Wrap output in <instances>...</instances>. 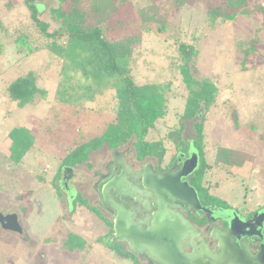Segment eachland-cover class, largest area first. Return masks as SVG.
I'll list each match as a JSON object with an SVG mask.
<instances>
[{
    "label": "rangeland",
    "instance_id": "374dc122",
    "mask_svg": "<svg viewBox=\"0 0 264 264\" xmlns=\"http://www.w3.org/2000/svg\"><path fill=\"white\" fill-rule=\"evenodd\" d=\"M226 1L175 6L167 0H127L102 27L110 40L141 38L130 72L137 84H159L164 91L166 114L146 136L163 143V161L175 155L182 141L188 149L197 148L194 122L204 116L207 169L197 182L204 180L209 195L228 205L253 209L264 206V0H244L233 19L212 21L209 11L214 7L233 12ZM42 2L41 18L49 22L50 31L59 28L50 12L57 1ZM150 5H156V19L140 12ZM0 21V214H17L23 229L16 232L0 224V264H136L103 244L108 227L85 205L71 200L69 209L76 194L94 205L91 174L108 156L107 146L75 167L77 175L67 187L62 178L55 179L58 171L63 175L62 163L71 149L100 135L115 120V88L99 90L81 70H71L64 56L67 36L43 34L25 0H0ZM251 43L254 51L246 54ZM181 44L194 47V75L211 78L219 89L210 109L193 119L183 116L188 88L181 74ZM28 73L40 90L21 105L10 97L8 86ZM14 127L29 129L34 138L21 156L12 149ZM220 147L233 149L242 163H216ZM201 163L200 157L198 167ZM55 183L62 185L61 196ZM72 233L84 239L82 247H66Z\"/></svg>",
    "mask_w": 264,
    "mask_h": 264
},
{
    "label": "trees",
    "instance_id": "16d2710c",
    "mask_svg": "<svg viewBox=\"0 0 264 264\" xmlns=\"http://www.w3.org/2000/svg\"><path fill=\"white\" fill-rule=\"evenodd\" d=\"M42 1L25 0L30 16L40 31L52 38L66 35L68 41L64 56L68 59L70 69L81 70L89 80H92L99 87V90L108 86L115 88L118 98L115 120L111 121L100 135L94 136L71 149L65 156L62 166H77L87 161L92 151L98 150L104 145L116 148L130 139H133L139 158L153 156L161 160L166 152L165 146L161 141H147L146 136L157 119L166 114L167 106L164 91L159 84H137L130 72L133 50L135 45L140 43L141 38L138 35H133L110 40L104 34L102 27L103 20L127 0H56L57 5L51 7L50 12L54 19L60 22V26L53 31H50L49 22L41 18V9L38 5L44 7ZM167 1L175 6H182L195 0ZM226 2L233 9V12L226 11L224 7H214L209 11L212 21L217 18L233 19L236 10L244 0H227ZM140 12L144 18L156 19L158 16L156 5H150L149 8L142 9ZM179 49L183 58L181 74L188 88L183 116L186 119H193L198 117L201 112H207L210 109L216 101L219 89L211 78L202 77L198 79L194 75L196 72L194 47L181 44ZM1 50L2 44L0 42V52ZM245 50L246 54L254 51V44L251 43ZM39 90L32 73L16 78L8 86L10 97L21 105L31 102ZM203 125L204 116L194 122L196 136L193 140L202 159L200 167L194 174L195 181L198 177L203 176L207 168L202 144L204 139ZM10 136L13 139L12 149L20 151L19 153L14 152L20 156L29 149L34 141L32 133L25 127H14L10 131ZM178 146L183 147L184 151L187 150L185 141H182ZM242 160L243 157L237 155L233 149L220 147L217 151L216 163L218 164L223 162L231 165L241 164ZM61 175V171H58L55 179H60ZM53 186L57 194L61 196L60 185L55 183ZM209 198L216 204L227 205L219 197L209 195ZM72 201L74 205L79 201L81 205L96 211L95 207L88 204L87 200L80 194H77ZM69 240L72 242L66 243V247L70 250L76 247L80 248L85 243L82 237L73 233L70 234ZM102 242L122 255L129 254L138 263L133 253L120 251L118 243L108 244L105 240Z\"/></svg>",
    "mask_w": 264,
    "mask_h": 264
},
{
    "label": "flooded vegetation",
    "instance_id": "af4514ba",
    "mask_svg": "<svg viewBox=\"0 0 264 264\" xmlns=\"http://www.w3.org/2000/svg\"><path fill=\"white\" fill-rule=\"evenodd\" d=\"M129 142L128 140L116 148L107 146L108 156L91 174L90 195L92 196L90 197L93 198L92 206L96 211L86 207L102 219L104 225L108 227L105 242L118 243L120 251L133 253L138 263L129 254L122 255L103 243L108 249L126 259L132 258L136 264H161L151 257L141 259L139 254L131 248L129 241L116 237L114 222L118 210L111 202L105 201L103 186L117 178L119 185H123L121 187L124 191V199L119 194H114L113 187L109 189V195H112V199L132 215V224L148 229L156 223L159 216H162L167 218L163 220L164 222L171 225L179 223L184 226L181 230L185 236L180 241L181 252L178 257L180 264H184V260H191L192 264H242L246 261H250L251 264H264V218L262 217L264 206L239 210L227 203V205H219L212 202L203 183V177L199 183L194 180L198 166L194 171L180 175L186 169L185 161L193 153H197L198 164L200 162L199 152L191 146L185 151L183 147L178 146L175 155L164 162L163 158L159 160L153 156L139 158L134 143L129 145L127 144ZM66 167L70 166L65 165L63 172ZM75 167H71L72 170L66 172L65 176L62 175L64 187H67L68 181L77 175ZM162 175L167 177L160 183L164 191L159 190L163 194L158 199L159 191L156 192L153 188L146 186V183H151L153 179L158 178L157 176ZM184 182L195 189L198 202L190 194H186L187 202L179 198L171 202L169 198L171 195H185L184 189H181L184 187ZM60 189L62 190V185ZM73 199H70L69 204L71 210H73L71 206ZM232 221L234 228L231 227ZM0 224L3 227L1 220Z\"/></svg>",
    "mask_w": 264,
    "mask_h": 264
},
{
    "label": "water",
    "instance_id": "95a60500",
    "mask_svg": "<svg viewBox=\"0 0 264 264\" xmlns=\"http://www.w3.org/2000/svg\"><path fill=\"white\" fill-rule=\"evenodd\" d=\"M198 166V155L197 153H193L190 158H188L185 161V168L182 174H188L192 171H194ZM71 167L64 168V176L65 173L68 171H71ZM158 178L153 179V181L147 182L146 186H149L156 190L158 192L160 189L164 191V188L162 189L161 181H165L167 175L157 176ZM159 183V184H158ZM122 185V184H121ZM121 185H119V181L117 178L112 179L108 181L103 186V195L106 202H111V204L118 210L117 218L114 222V230L116 237L118 239H123L126 241H129L131 248L139 254V257L141 259L143 258H154L158 260L161 264H180L178 262V257L180 256V241L185 236L182 234V226L179 223H173L171 225L170 223L164 222L163 220H166L167 218H164L162 216H159L156 223L153 224V226L148 227V229H143L142 226L134 225L131 222V214L125 209H123L122 206L118 205L113 199L112 195H109V189L111 187L114 188V194H119L122 199L124 191L122 190ZM123 186V185H122ZM183 188L185 195H171L170 200L171 202L175 198H179L181 200H186L187 197L186 194H190L193 196V198L197 199L196 191L193 187L188 186L187 182L183 183ZM188 192V193H187ZM158 199L161 198V194H163L161 191L158 193ZM170 202V201H169ZM264 218V213L263 216ZM0 220L2 221L3 227L8 230L21 232L22 225L20 224L18 220L17 214H7L3 215L0 214ZM176 222V221H174ZM179 226V227H178ZM231 227L234 228V222L232 221ZM182 229V230H181ZM146 252V253H145ZM229 254V253H228ZM229 259L231 258L228 255ZM235 261V260H234ZM184 264H192L191 260H184ZM242 263V262H241ZM223 264V263H221ZM242 264H251L250 261H246V263Z\"/></svg>",
    "mask_w": 264,
    "mask_h": 264
}]
</instances>
